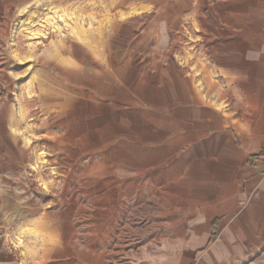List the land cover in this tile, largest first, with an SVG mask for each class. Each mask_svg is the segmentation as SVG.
Returning a JSON list of instances; mask_svg holds the SVG:
<instances>
[{"label": "rangeland", "instance_id": "1", "mask_svg": "<svg viewBox=\"0 0 264 264\" xmlns=\"http://www.w3.org/2000/svg\"><path fill=\"white\" fill-rule=\"evenodd\" d=\"M121 2L45 0L0 12V103L12 91L15 105L31 108V150L19 177L26 186L15 181L25 210L36 202L37 211L86 221L114 216L109 263L264 264V246L220 220L217 192L185 181L183 152L204 113L191 106L214 99L200 93L220 80L211 37L184 13L148 46H127L156 14L127 23ZM8 178L0 176V264H25L30 239L5 218L24 213L12 206Z\"/></svg>", "mask_w": 264, "mask_h": 264}, {"label": "crops", "instance_id": "2", "mask_svg": "<svg viewBox=\"0 0 264 264\" xmlns=\"http://www.w3.org/2000/svg\"><path fill=\"white\" fill-rule=\"evenodd\" d=\"M43 1L3 0L0 12L13 14ZM123 2L116 3V10L131 16L124 20L127 23H137L151 11L156 14L142 36L138 35L127 46H148L154 31H167L180 22L184 13L196 15L201 30L211 37L207 41L208 53L216 63L220 80L217 86H207L200 93L215 96L214 99L208 104L191 106L204 113L199 118L201 130L186 142L183 152L185 181L190 189L194 184L205 191L214 189L220 220L239 224L242 238L254 239L264 246V0ZM122 41L127 42L128 38ZM167 42L168 38H160L154 46ZM202 77L208 84V72ZM30 95L31 92L23 94V99L30 101ZM11 96L12 91L11 100L0 103V176L9 175V186L14 192L9 199L14 208L18 206L24 212L5 217L20 223V233L30 239L24 247L22 262L115 264L107 262L112 224L117 219L114 216L90 215L86 221L76 214L55 213L48 206L37 211L40 204L36 202L32 206L37 209L25 210V202L15 190L31 150L33 127L27 119L31 108L15 105ZM19 185L26 186L20 179ZM1 190L0 186L3 206L6 203L2 204L5 198ZM82 222L88 225L82 226ZM117 243L119 247L120 242Z\"/></svg>", "mask_w": 264, "mask_h": 264}]
</instances>
